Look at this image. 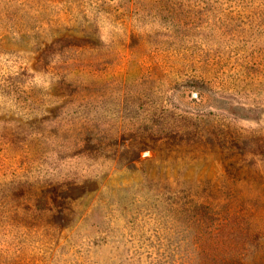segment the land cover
<instances>
[{
    "label": "rangeland",
    "instance_id": "obj_1",
    "mask_svg": "<svg viewBox=\"0 0 264 264\" xmlns=\"http://www.w3.org/2000/svg\"><path fill=\"white\" fill-rule=\"evenodd\" d=\"M0 264H264V0H0Z\"/></svg>",
    "mask_w": 264,
    "mask_h": 264
},
{
    "label": "trees",
    "instance_id": "obj_2",
    "mask_svg": "<svg viewBox=\"0 0 264 264\" xmlns=\"http://www.w3.org/2000/svg\"><path fill=\"white\" fill-rule=\"evenodd\" d=\"M63 40L65 41V37L63 38ZM85 42H87V41H85ZM92 43L94 44V42H93V41H92V42H91V40H90V41H88V44H89V46H90ZM85 44H86V43H85ZM81 47H82V46H81Z\"/></svg>",
    "mask_w": 264,
    "mask_h": 264
}]
</instances>
